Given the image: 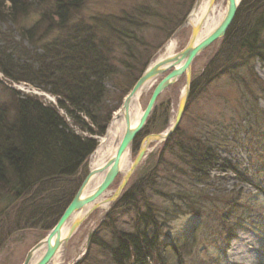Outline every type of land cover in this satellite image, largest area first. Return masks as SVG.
I'll use <instances>...</instances> for the list:
<instances>
[{"label":"rangeland","instance_id":"rangeland-1","mask_svg":"<svg viewBox=\"0 0 264 264\" xmlns=\"http://www.w3.org/2000/svg\"><path fill=\"white\" fill-rule=\"evenodd\" d=\"M196 1H84L76 15L79 18L70 26L76 27L82 21L79 26L83 29L86 26L88 30L94 16L112 20L128 14L137 16L136 26L130 30L133 37L122 40L127 46L113 35L123 28L117 27L113 33L100 27L96 31L97 38L109 40L115 65V75L103 83V96L94 116L103 135L142 73L168 52L171 43H174L171 55L186 46L191 31L186 21ZM256 5L255 9L236 12L235 29L243 24L244 29L255 33L253 37L263 47V59L235 54L232 60L223 63L230 54L223 51L213 71L208 65L222 49L221 40L194 58L189 94L176 133L170 136L166 146L167 139L148 145L145 158L130 175L120 196L106 211L93 210L68 239L62 264H116L112 254L116 238L142 232L145 225L140 224L139 217L143 213L155 221V228L145 227L144 234L148 239L155 238L159 257H155L156 261L148 259L145 264H264V0ZM37 19L38 12H33L21 24L29 27ZM1 32L7 37L5 40L20 48H29L12 22H0ZM204 74L206 77H202ZM162 77H157L141 98L142 109ZM0 80L15 90L19 99L28 95L43 105L52 106L68 129L95 142L94 150L71 176L38 182L39 171L33 179H37L36 183L28 192L7 197L6 192L0 191V264H21L27 252L56 224L55 219L68 196L87 175L89 159L103 135H90L72 125L69 116L58 107L56 98L35 85L15 83L1 74ZM184 84L181 77L162 92L145 124L152 125L154 132L145 135L142 129L137 134L128 156L130 162L145 137L162 134L168 128ZM78 117L85 127L96 130L89 117L84 114ZM184 151H191L195 159L188 158ZM198 163L203 164L196 166ZM122 177L120 172L102 199L112 197ZM141 183L147 185L136 196L138 209L115 206L125 191L134 190ZM47 197L50 198L47 200ZM41 201L46 206L43 215L35 220L26 218L31 208ZM52 201L55 205H50ZM189 206L191 214L185 213ZM247 236L254 247V256L248 262H233L231 244Z\"/></svg>","mask_w":264,"mask_h":264},{"label":"trees","instance_id":"trees-1","mask_svg":"<svg viewBox=\"0 0 264 264\" xmlns=\"http://www.w3.org/2000/svg\"><path fill=\"white\" fill-rule=\"evenodd\" d=\"M84 1L0 0V22H12L21 40L29 46L20 48L14 42L5 40L7 37L1 32L0 74L15 83L35 85L42 92L54 96L58 107L69 116L72 125L90 135L102 136V127L96 124L94 116L103 96V83L115 75V65L111 60L109 40L107 37L97 38L96 31L100 27L113 33L112 30L117 27L123 28L122 32L118 31L116 34L114 31L113 34L122 42L133 37L130 30L136 26L134 23H137V16L134 18L128 14L113 20L111 17L94 16L90 19L92 24L88 26V30L86 26L85 30L79 26L82 21L75 23L78 25L76 27L70 26L75 18H79L76 15L83 8ZM258 2L260 0H241L237 14L241 9H255ZM33 12H38V19L33 25L25 27L21 21L26 20ZM138 12L142 13V10L139 9ZM243 29V24L235 29V19L232 21L221 39L222 49L208 67L215 71L218 67L216 63L225 51L230 54L223 59V63H228L235 54L263 59V47L253 37L255 33ZM122 43L127 46V43ZM192 88L193 82L191 90ZM78 114L89 117L96 125V130L93 132L85 127ZM152 129V125H146L142 131L147 135L154 132ZM176 131L177 128L172 135ZM94 143L91 138H82L68 129L63 118L52 106L43 105L36 97L28 95L19 99L18 93L0 80V191L6 192L7 197L28 192L37 179L38 182H43L71 176L94 150ZM184 153L188 158L195 159L191 151ZM202 164L198 163L196 166ZM39 171L40 177L33 180L39 175ZM146 185L141 183L134 190L125 191L115 206L129 205L138 209L136 196L143 193ZM78 186L79 184L68 196L55 223L72 200ZM48 198L50 197L46 199ZM44 202L35 204L26 218L35 220L41 217L46 207L42 206ZM50 205L55 204L52 201ZM191 209V206L187 207L185 213L191 214ZM139 218L140 224H144L146 229L155 228L156 224L151 215L143 213ZM144 230L135 235L123 234L116 238L115 248L112 250L116 264H145L148 259L156 261L158 254L155 238L148 239Z\"/></svg>","mask_w":264,"mask_h":264},{"label":"water","instance_id":"water-1","mask_svg":"<svg viewBox=\"0 0 264 264\" xmlns=\"http://www.w3.org/2000/svg\"><path fill=\"white\" fill-rule=\"evenodd\" d=\"M240 2L241 0H225L224 17L220 24L212 32H210L205 38L197 42L200 28L198 25H196L195 27H191L190 38L188 40V43L179 53L156 62L142 73V75L135 82L130 92L123 101L121 111H123L124 113L125 131L114 157L107 163L106 167L108 170L102 182L94 190V192H92L86 197L82 196L84 189L88 183V180L91 176V173H87L80 186L78 187L76 193L74 194L72 200L66 206L53 228L47 233L46 237L42 241L37 243L27 252L24 259L25 264H29L33 253L38 250L42 245H45L46 249L36 264H49L56 250L62 245V243H67L68 239L75 233L79 225L82 223L83 219L74 221L67 233V236L64 239H61V229L64 223L70 218L73 213L82 209L86 205L94 203L98 198H100L104 194V192L107 191V189L111 186L115 178L120 173L119 165L122 155L129 148H131L135 137L145 126L146 120L150 116L157 98L162 94L164 90L176 83L181 77H184V89L182 95L178 100L176 114L173 119L172 125L168 130H166V132H164V134H152L145 137L142 142V145L138 149L133 161L131 162L129 170L125 175H123L112 197L107 200L109 203H113L120 196L121 192L126 186L130 175L140 164V162L145 158L148 145L150 143H161L173 134L180 122L181 115L184 111L188 98L191 81V64L193 59L197 57L203 50L208 48L212 43L219 41L224 37L225 32L234 20ZM162 75L163 77L153 88L150 97L143 109V112L141 113L138 123L132 127L130 125V120L128 116V104L130 102L131 97L144 83L151 80H155L157 77ZM97 207V205L92 207L90 213Z\"/></svg>","mask_w":264,"mask_h":264},{"label":"bare ground","instance_id":"bare-ground-1","mask_svg":"<svg viewBox=\"0 0 264 264\" xmlns=\"http://www.w3.org/2000/svg\"><path fill=\"white\" fill-rule=\"evenodd\" d=\"M224 13H225V0L222 3L221 0H197L192 12L187 18L186 25L190 27H195L196 25L199 26L200 31L197 38V42H198L203 38H205L210 32H212L220 24V22L224 17ZM173 46L174 43H171L169 45L168 52H166L164 55L159 56L150 66H152L153 64H155L160 60L172 56L171 49L173 48ZM205 50H203L202 52H204ZM153 81L154 80L144 83L130 99V102L128 104V116L130 120V125L132 127L138 123V120L144 109L141 108V104H140L141 98L149 90ZM159 98L160 96L157 98L156 103L159 100ZM172 122L169 124L166 130L170 128ZM166 130L164 132H166ZM124 131H125L124 113L123 111L120 110L114 114L113 118L111 119L110 123L106 128L105 134L99 138L98 146L96 147L93 155L89 159L88 173H91V176L88 180V183L84 189L82 196L86 197L92 192H94V190L102 182L108 170L106 167L107 163L114 157L118 145L122 140ZM164 132L162 134H164ZM130 150L131 148H129L122 155V158L120 160V165H119L120 172L123 175L127 173L131 165V162L128 159ZM102 197L98 198L94 203L86 205L85 207L76 211L70 216V218L62 226L61 236H60L61 239H64L67 236V233L74 221L80 219L85 220L88 217L92 207L97 205L98 207L96 209H100L102 211L107 210L110 203L107 201V199L106 200L102 199ZM64 246L65 244L62 243V245L56 250L49 264L63 263V259L65 255ZM45 249H46L45 245H42L38 250H36L33 253L32 258L30 259L29 264H36L37 261L41 258V256L45 252ZM230 251H231L232 261L240 263L243 261H247V262L250 261L254 256L252 252L255 250L252 245L250 237L247 236L235 240L231 244ZM21 264H25L24 260L21 262Z\"/></svg>","mask_w":264,"mask_h":264}]
</instances>
